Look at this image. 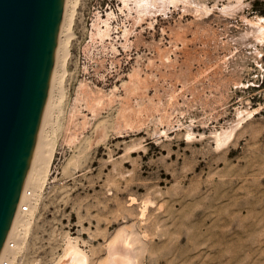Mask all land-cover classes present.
Here are the masks:
<instances>
[{
    "label": "rangeland",
    "instance_id": "rangeland-1",
    "mask_svg": "<svg viewBox=\"0 0 264 264\" xmlns=\"http://www.w3.org/2000/svg\"><path fill=\"white\" fill-rule=\"evenodd\" d=\"M70 2L54 151L14 264L69 245L87 264H264V0Z\"/></svg>",
    "mask_w": 264,
    "mask_h": 264
},
{
    "label": "water",
    "instance_id": "water-1",
    "mask_svg": "<svg viewBox=\"0 0 264 264\" xmlns=\"http://www.w3.org/2000/svg\"><path fill=\"white\" fill-rule=\"evenodd\" d=\"M64 0H0V246L46 96Z\"/></svg>",
    "mask_w": 264,
    "mask_h": 264
},
{
    "label": "bare ground",
    "instance_id": "bare-ground-1",
    "mask_svg": "<svg viewBox=\"0 0 264 264\" xmlns=\"http://www.w3.org/2000/svg\"><path fill=\"white\" fill-rule=\"evenodd\" d=\"M70 1L71 0H64V4H63L60 20H59L57 32H56L57 39L55 37L54 50H53V55H52V64L50 67V73H49L50 76H49L46 96H45L44 103L42 106V111H41L38 127L36 130V134L34 137V141H33V144L30 150V158L28 160V164L22 175L21 183L16 193L14 210L10 217L7 230L4 233L3 240L0 246V264H3L5 261L7 264H14V261L20 249L22 248L26 230L28 229L31 223L30 220L32 218L33 211L36 207L38 191L42 187V184L45 180V177L49 170L48 166H49L50 160L53 155V151H54V146L52 144L53 141L52 139L50 140L47 137V134L49 132V129L52 128V125H54L53 123H55L53 122L54 113L55 112L60 113V111L58 110L60 107L61 99L63 98L61 85H62V79L64 77V74L66 73L65 63H66V59L69 54L68 53V42L70 40V37L72 36L70 27H71L72 18H73V14L75 10V5H76V3L71 4ZM107 20L105 22L103 21L106 25H107L106 23ZM95 27H96L95 29L97 30V32H100L101 34H104V35L107 34V32L105 31H100L96 25ZM99 96L100 95L98 94V97H96L97 100H99L98 99ZM92 97L95 98V94ZM84 98L85 100L88 99L86 93H85ZM232 135L233 134L229 135V138H231ZM216 141L218 142L217 139ZM23 206L26 207V211H22ZM126 244L128 245V243ZM113 246H115L114 243H113ZM118 246L119 245H117V247ZM121 251L122 250H120V252ZM64 254L65 255H63L62 258H64L65 256V259L60 264H87L88 263L84 252H82L75 246L69 245V247L67 248V251ZM125 255L127 254L125 253ZM62 258L59 260L61 261ZM119 259L120 258L113 259L112 257V260L110 262L109 261H106V262H108V264H128L129 263L128 261H126L125 263H121L120 261L121 259L120 260ZM130 261H132V259ZM132 263H135V262L132 261ZM132 263L130 262V264Z\"/></svg>",
    "mask_w": 264,
    "mask_h": 264
},
{
    "label": "built area",
    "instance_id": "built-area-1",
    "mask_svg": "<svg viewBox=\"0 0 264 264\" xmlns=\"http://www.w3.org/2000/svg\"><path fill=\"white\" fill-rule=\"evenodd\" d=\"M22 211H26V207L25 206L22 207ZM3 264H7L6 261Z\"/></svg>",
    "mask_w": 264,
    "mask_h": 264
}]
</instances>
